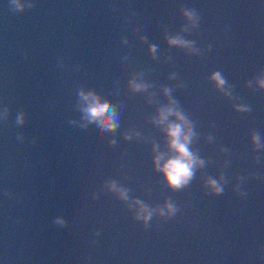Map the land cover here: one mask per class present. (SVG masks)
<instances>
[{
	"label": "water",
	"instance_id": "water-1",
	"mask_svg": "<svg viewBox=\"0 0 264 264\" xmlns=\"http://www.w3.org/2000/svg\"><path fill=\"white\" fill-rule=\"evenodd\" d=\"M0 264H264V0H0Z\"/></svg>",
	"mask_w": 264,
	"mask_h": 264
},
{
	"label": "clouds",
	"instance_id": "clouds-1",
	"mask_svg": "<svg viewBox=\"0 0 264 264\" xmlns=\"http://www.w3.org/2000/svg\"><path fill=\"white\" fill-rule=\"evenodd\" d=\"M169 43L180 44L184 43L179 39H171ZM214 79L217 80L218 84H223V80L220 79L219 74H214ZM135 88L141 87L140 85H134ZM86 100H89V104L85 111L87 112V119L91 121H98L97 130L100 128L113 129L115 124L113 123L114 111L110 110L109 105L101 104L99 98L95 97L94 94L88 93L84 96ZM108 112V115H105V112ZM172 109H165L161 112L160 121L162 122L167 114L172 113ZM178 119L183 120V116L180 113H174ZM167 135L169 137V147L172 149L176 155L170 157L161 165L159 163L161 157L158 155L156 157V166L158 170L162 171L168 184L174 188H179L183 184L187 183L188 179L192 175V167L196 162L192 153L189 152L187 144L189 142L188 134H182V129L180 124H169L166 129ZM215 191L219 192L220 189L216 186V182L209 180ZM123 195V192L121 193ZM171 207L170 205L168 206Z\"/></svg>",
	"mask_w": 264,
	"mask_h": 264
}]
</instances>
